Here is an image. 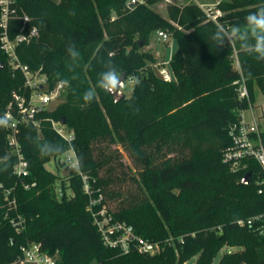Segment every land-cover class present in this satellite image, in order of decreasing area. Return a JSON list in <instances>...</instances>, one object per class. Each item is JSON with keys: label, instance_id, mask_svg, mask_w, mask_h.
Returning <instances> with one entry per match:
<instances>
[{"label": "trees", "instance_id": "trees-1", "mask_svg": "<svg viewBox=\"0 0 264 264\" xmlns=\"http://www.w3.org/2000/svg\"><path fill=\"white\" fill-rule=\"evenodd\" d=\"M157 1L135 6L127 0L13 1L10 37L19 32L24 13L31 17L29 25L39 29L37 37L18 46L20 61L46 73L51 86L67 79L71 87L66 86L61 102L40 114V130L21 127L18 137L30 169L24 178L14 172L18 158L8 129H0V156L7 152L10 157L6 170L0 164V264H17L22 247L34 242L49 255L58 254V264H185L194 257L193 264H213L225 246L237 249L225 252L217 264H264V235L256 229L258 222L248 221L264 214V192L259 193L255 181L261 166L250 160L247 167L234 170L223 158L231 144L229 125L249 107V100L239 97L235 80L243 75L255 102V85L264 94V62L241 52L238 44L215 50L208 37L217 23L198 4L170 3L167 17L153 7ZM261 5L264 0L224 1L221 24L242 26L244 17ZM158 29L169 31L177 42L171 81L158 74L153 67L157 57L145 49L150 33ZM70 44L82 55L74 72L69 69ZM109 52L126 79L136 77L131 99L115 101L97 88L96 98L86 103L83 93L95 87L101 60ZM24 91V74L13 68L0 40V116ZM51 118L64 119L74 130L71 142L57 133ZM33 135L40 141L73 144L93 195L101 192L117 219L159 241L161 251L123 253L105 245L87 208L89 195L81 175L71 171L61 178L48 170L45 164L52 157L39 155L30 143ZM102 142H119L141 166L133 176L141 191L108 189L111 177L101 171L111 156L98 146ZM172 152L177 153L168 156ZM249 171L251 179L243 183ZM58 180L60 196L53 189ZM34 182L29 188L24 185ZM109 198L119 199L116 210Z\"/></svg>", "mask_w": 264, "mask_h": 264}, {"label": "built area", "instance_id": "built-area-1", "mask_svg": "<svg viewBox=\"0 0 264 264\" xmlns=\"http://www.w3.org/2000/svg\"><path fill=\"white\" fill-rule=\"evenodd\" d=\"M14 0H0V25L3 29L0 34L2 48L7 53L14 69L20 70L25 77V91L18 95L15 104L10 103L6 113L10 117L11 127L8 129V140L13 152L17 155V162L14 166V172L19 178H24L30 173L29 163L24 157L19 141L18 134L23 125H33L41 129V113L62 101L66 90V84L58 82L54 86L50 85L49 77L41 70H33L28 65L23 64L18 56L17 48L23 42H30L39 35V29L36 25H29L31 17L24 13L22 25L19 32L10 37V19L12 3ZM167 3H176L175 0H162ZM146 0H127L128 6H135L138 3H145ZM198 5L205 12L207 19L221 24L220 18L224 15L223 9L219 3H200ZM158 37L163 42H169L171 34L167 30L158 29ZM170 58L164 63L157 61L153 64L158 74L167 81L175 78L170 67ZM235 64L240 68V62L236 58ZM130 75L126 82L133 85ZM136 78V77H135ZM238 85L240 98L249 100V107L240 110V117L228 127V133L231 138V144L224 151V161L234 170L247 167L250 160L258 162L261 166L260 175L256 178L259 186V193L264 192V101L256 107L255 102L250 100V92L243 75L235 80ZM53 128L63 138L71 142L75 133L62 120L50 119ZM68 156L75 158L76 151H69ZM65 156L60 155L59 161L68 170L78 172L83 180L84 190L89 195L88 210L91 211L94 223L102 237L105 245L112 248H118L123 253L138 251L145 254H155L161 251L162 246L159 241H153L137 233L134 226L124 220L117 219L110 210L105 198L101 192L98 196L93 195L89 178L83 174L81 169L73 170L66 167ZM36 183H25L29 188ZM99 191V189L97 190ZM249 222H258L256 229L259 234L264 235V214L255 215L248 220ZM239 223L243 224L244 220ZM23 257L17 264H58V254L51 256L44 249L41 243L34 242L22 247Z\"/></svg>", "mask_w": 264, "mask_h": 264}, {"label": "clouds", "instance_id": "clouds-1", "mask_svg": "<svg viewBox=\"0 0 264 264\" xmlns=\"http://www.w3.org/2000/svg\"><path fill=\"white\" fill-rule=\"evenodd\" d=\"M209 41L214 45L215 50L223 49L225 45L233 46L238 44L239 50L245 54L252 55L257 61L264 62V5L259 6L255 11L250 12L244 17V24L241 26L217 24L215 30L210 32ZM67 53L70 60L69 69L75 71L80 66L82 55L75 44H70L67 47ZM103 70L98 74V79L95 87L87 89L83 93V100L86 103H91L97 96L96 89L99 88L114 97L118 101L121 97H131L128 95V84L122 74L114 63V53L109 52L107 59L101 60ZM251 75V73H249ZM72 80L77 79L73 75ZM132 82L136 83V78H132ZM62 83L71 87L70 80H63ZM11 127L10 117L7 113L0 116V129H7ZM30 143L38 151L43 158L54 157L57 155H64V163L66 167L73 170L83 168V158L66 155L69 151L74 152V145L71 143H58L53 140L40 141L37 135L30 138ZM10 157L7 152L0 156V164L4 165L6 170Z\"/></svg>", "mask_w": 264, "mask_h": 264}, {"label": "rangeland", "instance_id": "rangeland-1", "mask_svg": "<svg viewBox=\"0 0 264 264\" xmlns=\"http://www.w3.org/2000/svg\"><path fill=\"white\" fill-rule=\"evenodd\" d=\"M227 0H175L176 3H186V2H194L198 4L200 3H219L220 7L221 4ZM170 3L164 2L162 0H158L153 7L160 12L162 15L168 17L167 12V5ZM222 8V7H221ZM224 11V10H223ZM177 48V42L174 37L171 35V39L169 42H163L159 39L158 34L156 31H152L149 36V43L145 46V49H150L154 52L155 56L157 57V60L164 63L166 60L170 58V55L173 54V52ZM128 84L127 92L130 94L132 90V85ZM254 91L256 94L255 104L256 107L261 105L262 101H264V94L260 90V88L255 85ZM98 146L103 149V153L110 155L111 160L110 163L107 164L101 171V174L104 176H110L112 180L108 189L109 190H121L123 193L126 191H133L138 192L141 191L139 188L138 182H136L133 178V176H138L141 166L135 164L133 161V158L129 155L127 150L119 143H112L108 144L107 142H102L98 144ZM177 152H172L168 154V156H174ZM59 157H52L46 164V168L50 171H53L61 176V178H64L67 176L68 170L65 168V166L58 161ZM161 159V157H160ZM54 191L57 193L58 196L61 195V189H62V183L61 180H58L55 183ZM68 194H71L70 190H67ZM140 193V192H139ZM109 203L111 205L112 209H115L119 205V199L118 198H109ZM237 249V247H230L225 246L222 248L217 257L215 258L213 264H217L220 260L221 256L227 252ZM196 260V257L192 258L185 264H193Z\"/></svg>", "mask_w": 264, "mask_h": 264}, {"label": "water", "instance_id": "water-1", "mask_svg": "<svg viewBox=\"0 0 264 264\" xmlns=\"http://www.w3.org/2000/svg\"><path fill=\"white\" fill-rule=\"evenodd\" d=\"M123 74V76H124V78H125V80H126V73L124 72V73H122ZM18 98V95H15V99H17ZM122 98H124V97H121L119 100H121ZM118 100V101H119ZM116 101V100H115ZM62 122H65L64 121V119H62ZM250 179H251V172L249 171V172H247L245 175H244V177H243V179H242V182L243 183H248L249 181H250Z\"/></svg>", "mask_w": 264, "mask_h": 264}]
</instances>
